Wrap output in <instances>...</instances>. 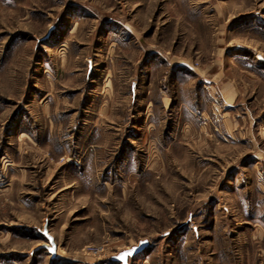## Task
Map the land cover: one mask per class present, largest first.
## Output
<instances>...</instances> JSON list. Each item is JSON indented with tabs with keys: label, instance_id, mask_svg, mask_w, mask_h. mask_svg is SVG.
Listing matches in <instances>:
<instances>
[{
	"label": "rangeland",
	"instance_id": "374dc122",
	"mask_svg": "<svg viewBox=\"0 0 264 264\" xmlns=\"http://www.w3.org/2000/svg\"><path fill=\"white\" fill-rule=\"evenodd\" d=\"M141 241L264 264V0H0V264Z\"/></svg>",
	"mask_w": 264,
	"mask_h": 264
},
{
	"label": "water",
	"instance_id": "95a60500",
	"mask_svg": "<svg viewBox=\"0 0 264 264\" xmlns=\"http://www.w3.org/2000/svg\"><path fill=\"white\" fill-rule=\"evenodd\" d=\"M260 59V57H258ZM40 235L44 238L46 241L45 243L39 245L37 248H35L34 251L43 250L48 253L51 259H54L56 257V243L53 239V237L49 234L47 224L44 225L42 231H40ZM148 246L147 241H141L138 243L137 246L132 247L131 249L125 250L123 252H120L118 255L112 257V261L119 263V264H127L128 259L134 258L135 256L139 255L146 247Z\"/></svg>",
	"mask_w": 264,
	"mask_h": 264
},
{
	"label": "built area",
	"instance_id": "2783aa9c",
	"mask_svg": "<svg viewBox=\"0 0 264 264\" xmlns=\"http://www.w3.org/2000/svg\"><path fill=\"white\" fill-rule=\"evenodd\" d=\"M90 252L93 254H98L100 252V250L99 249H91Z\"/></svg>",
	"mask_w": 264,
	"mask_h": 264
},
{
	"label": "crops",
	"instance_id": "0c3cea01",
	"mask_svg": "<svg viewBox=\"0 0 264 264\" xmlns=\"http://www.w3.org/2000/svg\"><path fill=\"white\" fill-rule=\"evenodd\" d=\"M45 242H46V241H45L44 238H43L42 243H45ZM57 251H58V250H57ZM46 254H47V256H49L47 252H46ZM56 254H57L56 256H58V252H56ZM49 257H50V256H49Z\"/></svg>",
	"mask_w": 264,
	"mask_h": 264
},
{
	"label": "snow or ice",
	"instance_id": "6c2138e0",
	"mask_svg": "<svg viewBox=\"0 0 264 264\" xmlns=\"http://www.w3.org/2000/svg\"><path fill=\"white\" fill-rule=\"evenodd\" d=\"M131 255H132V254H130V258H131Z\"/></svg>",
	"mask_w": 264,
	"mask_h": 264
}]
</instances>
